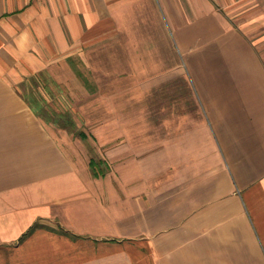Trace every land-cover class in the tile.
<instances>
[{"label": "crops", "instance_id": "1", "mask_svg": "<svg viewBox=\"0 0 264 264\" xmlns=\"http://www.w3.org/2000/svg\"><path fill=\"white\" fill-rule=\"evenodd\" d=\"M0 264H264V0H0Z\"/></svg>", "mask_w": 264, "mask_h": 264}]
</instances>
